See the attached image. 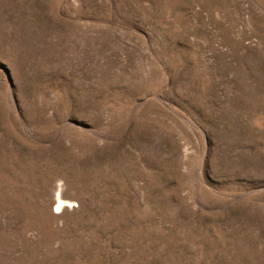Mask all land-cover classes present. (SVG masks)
Masks as SVG:
<instances>
[{"label":"rangeland","instance_id":"374dc122","mask_svg":"<svg viewBox=\"0 0 264 264\" xmlns=\"http://www.w3.org/2000/svg\"><path fill=\"white\" fill-rule=\"evenodd\" d=\"M0 264H264V0H0Z\"/></svg>","mask_w":264,"mask_h":264},{"label":"bare ground","instance_id":"6f19581e","mask_svg":"<svg viewBox=\"0 0 264 264\" xmlns=\"http://www.w3.org/2000/svg\"><path fill=\"white\" fill-rule=\"evenodd\" d=\"M56 186H57V185H56ZM59 186L61 187V184L58 185V188L56 187L58 193L54 196V197H55V198H54V201H55V209H57V210L61 207V203H60V200H61V199H60V198H61L60 196H61V195H59V193H61V192H60V189H61V188H60ZM62 201H63V200H62Z\"/></svg>","mask_w":264,"mask_h":264}]
</instances>
